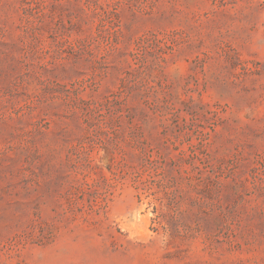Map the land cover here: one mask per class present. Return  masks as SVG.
Segmentation results:
<instances>
[{
  "label": "rangeland",
  "instance_id": "obj_1",
  "mask_svg": "<svg viewBox=\"0 0 264 264\" xmlns=\"http://www.w3.org/2000/svg\"><path fill=\"white\" fill-rule=\"evenodd\" d=\"M0 264H264V0H0Z\"/></svg>",
  "mask_w": 264,
  "mask_h": 264
}]
</instances>
